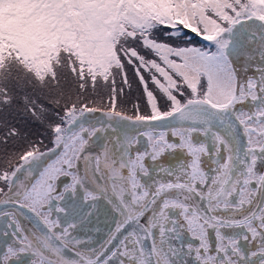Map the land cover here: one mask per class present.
<instances>
[{"label":"snow or ice","instance_id":"snow-or-ice-1","mask_svg":"<svg viewBox=\"0 0 264 264\" xmlns=\"http://www.w3.org/2000/svg\"><path fill=\"white\" fill-rule=\"evenodd\" d=\"M0 264H264V0H0Z\"/></svg>","mask_w":264,"mask_h":264}]
</instances>
